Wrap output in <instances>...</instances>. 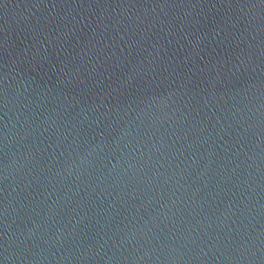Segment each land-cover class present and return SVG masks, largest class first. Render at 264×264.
I'll return each mask as SVG.
<instances>
[{"label":"water","instance_id":"obj_1","mask_svg":"<svg viewBox=\"0 0 264 264\" xmlns=\"http://www.w3.org/2000/svg\"><path fill=\"white\" fill-rule=\"evenodd\" d=\"M0 264H264V0H0Z\"/></svg>","mask_w":264,"mask_h":264}]
</instances>
